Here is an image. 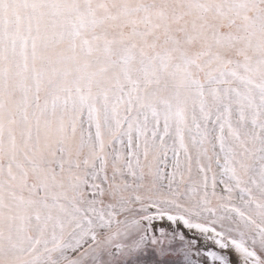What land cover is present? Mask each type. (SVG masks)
Listing matches in <instances>:
<instances>
[{
  "label": "snow or ice",
  "instance_id": "obj_1",
  "mask_svg": "<svg viewBox=\"0 0 264 264\" xmlns=\"http://www.w3.org/2000/svg\"><path fill=\"white\" fill-rule=\"evenodd\" d=\"M0 264H264V0H0Z\"/></svg>",
  "mask_w": 264,
  "mask_h": 264
}]
</instances>
